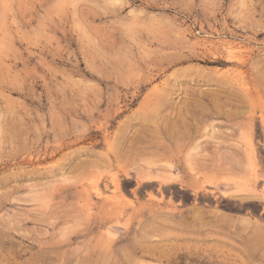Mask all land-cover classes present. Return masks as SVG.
<instances>
[{
	"label": "rangeland",
	"instance_id": "1",
	"mask_svg": "<svg viewBox=\"0 0 264 264\" xmlns=\"http://www.w3.org/2000/svg\"><path fill=\"white\" fill-rule=\"evenodd\" d=\"M0 264H264V0H0Z\"/></svg>",
	"mask_w": 264,
	"mask_h": 264
}]
</instances>
